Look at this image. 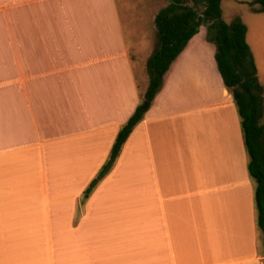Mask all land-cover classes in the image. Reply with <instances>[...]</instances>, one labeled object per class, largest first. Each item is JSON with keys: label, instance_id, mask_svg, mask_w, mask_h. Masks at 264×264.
Here are the masks:
<instances>
[{"label": "crops", "instance_id": "crops-1", "mask_svg": "<svg viewBox=\"0 0 264 264\" xmlns=\"http://www.w3.org/2000/svg\"><path fill=\"white\" fill-rule=\"evenodd\" d=\"M168 5L0 0V264H264L241 119L207 32L82 201L146 101L148 26Z\"/></svg>", "mask_w": 264, "mask_h": 264}, {"label": "trees", "instance_id": "trees-1", "mask_svg": "<svg viewBox=\"0 0 264 264\" xmlns=\"http://www.w3.org/2000/svg\"><path fill=\"white\" fill-rule=\"evenodd\" d=\"M225 0H171L156 19L157 46L147 63L150 84L146 101L151 103L163 87L164 78L175 60L207 26L208 40L216 45L215 59L226 88L231 92L241 119L248 171L255 182V204L258 227L264 235V87L258 78V69L247 43L246 25L239 19L231 24L223 20L222 3ZM192 4V6H191ZM264 14V0H252ZM149 108L140 105L120 130L109 160L83 195V203L114 168L123 146L134 129L144 120Z\"/></svg>", "mask_w": 264, "mask_h": 264}, {"label": "rangeland", "instance_id": "rangeland-1", "mask_svg": "<svg viewBox=\"0 0 264 264\" xmlns=\"http://www.w3.org/2000/svg\"><path fill=\"white\" fill-rule=\"evenodd\" d=\"M163 1H164V3H166L168 5L171 0H163ZM240 1L241 0H228L224 3V5H223L224 18H223V20L227 24H231L233 21L232 20L233 19V12L236 11V12H238L239 16L243 19V21L249 26V28L251 29V33H252V36H251L252 40L250 39V43H251V46L255 52V57H256V61H257L260 73L264 74V14L258 12L259 9H254V8H253V11L255 13L260 14V15L253 14L249 8V5H247V3H240ZM250 5L252 7L255 6V4H251V3H250ZM151 25H152L151 22H149V26H148L149 37H148V39H149V41H151V44L154 47H156L157 42H158L157 33L155 34L153 32V30L151 29L152 28ZM205 32H207V26L203 25V26H201V31L199 32V35H200L199 40H202V37L204 36ZM207 36H208V34H207ZM207 40H208V37H207ZM208 42L211 43L209 40H208ZM211 44H213L215 46V49H216V45L214 43H211ZM143 47L145 49H144V53H142L141 55H144L146 57L151 55L153 50H151V51L148 50L149 46L144 45ZM216 51H217V49H216ZM142 58H143V56H142ZM145 103H146V101L142 105L144 106ZM263 123H264V119H263Z\"/></svg>", "mask_w": 264, "mask_h": 264}, {"label": "water", "instance_id": "water-1", "mask_svg": "<svg viewBox=\"0 0 264 264\" xmlns=\"http://www.w3.org/2000/svg\"><path fill=\"white\" fill-rule=\"evenodd\" d=\"M151 105L150 101H146V103L144 104V108H148ZM263 245H264V239H263Z\"/></svg>", "mask_w": 264, "mask_h": 264}]
</instances>
